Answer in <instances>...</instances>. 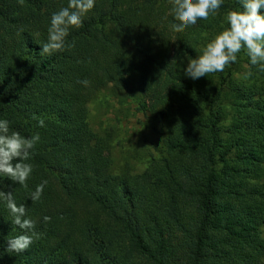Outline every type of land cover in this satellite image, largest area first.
Here are the masks:
<instances>
[{"label":"trees","instance_id":"trees-1","mask_svg":"<svg viewBox=\"0 0 264 264\" xmlns=\"http://www.w3.org/2000/svg\"><path fill=\"white\" fill-rule=\"evenodd\" d=\"M67 5L0 0V120L40 135L28 188L4 175L0 188L41 234L27 251L7 252L22 232L0 201V264H264V71L245 48L223 72L184 75L240 0L180 33L169 0H96L70 30L74 47L41 55L52 14ZM105 89L134 99L161 138L149 140L141 173L116 162L113 130L91 124Z\"/></svg>","mask_w":264,"mask_h":264},{"label":"clouds","instance_id":"clouds-1","mask_svg":"<svg viewBox=\"0 0 264 264\" xmlns=\"http://www.w3.org/2000/svg\"><path fill=\"white\" fill-rule=\"evenodd\" d=\"M23 4V0H19ZM171 12L179 23H173L174 32H183L187 27L196 25L198 20H207L210 15L218 13L224 0H169ZM242 10L230 11L227 14L229 27L216 35L202 50V54L190 60L184 69V75L192 80L206 77L208 74L223 72L227 66L236 63L237 55L247 49L250 65L264 71V0H240ZM96 0H68L67 7H62L51 16L47 41L41 46V55H52L74 47L67 43L71 29L83 27L84 18L90 13ZM245 78L253 75L251 69L244 74ZM85 87L90 82L80 81ZM34 119H37L34 117ZM40 127L45 126L43 119H38ZM40 141V135L25 137L10 127L7 120H0V175L8 177L15 184L28 188V180L33 172V165L28 163L33 150ZM47 180L42 181L30 193L33 202L39 201ZM0 201L4 202L12 216V224L22 234L6 240V251L20 254L27 251L34 240L41 234L35 231L36 221L28 218L25 204H17L12 191L0 188ZM44 222L51 221L45 216Z\"/></svg>","mask_w":264,"mask_h":264},{"label":"rangeland","instance_id":"rangeland-1","mask_svg":"<svg viewBox=\"0 0 264 264\" xmlns=\"http://www.w3.org/2000/svg\"><path fill=\"white\" fill-rule=\"evenodd\" d=\"M90 111L91 124L96 131L113 130L115 143L112 154L116 162L132 161L136 172L141 173L145 168L144 161L154 152L155 143L161 144V138L154 135L153 124L138 111L134 99L126 94L117 96L110 89H105L90 104ZM149 140H153L154 145Z\"/></svg>","mask_w":264,"mask_h":264}]
</instances>
